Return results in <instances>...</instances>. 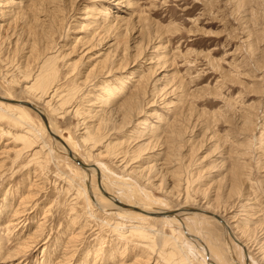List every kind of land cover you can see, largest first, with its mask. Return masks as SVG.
Returning a JSON list of instances; mask_svg holds the SVG:
<instances>
[{"label": "rangeland", "instance_id": "obj_1", "mask_svg": "<svg viewBox=\"0 0 264 264\" xmlns=\"http://www.w3.org/2000/svg\"><path fill=\"white\" fill-rule=\"evenodd\" d=\"M0 97L234 233L5 108L0 264H264V0H0Z\"/></svg>", "mask_w": 264, "mask_h": 264}, {"label": "bare ground", "instance_id": "obj_2", "mask_svg": "<svg viewBox=\"0 0 264 264\" xmlns=\"http://www.w3.org/2000/svg\"><path fill=\"white\" fill-rule=\"evenodd\" d=\"M87 48V47H86ZM42 82V81H41ZM140 85V84H139ZM26 86V85H25ZM33 86V85H32ZM47 87V86H46ZM49 87V86H48ZM33 88V87H32ZM36 89V88H35ZM37 91V90H36ZM56 92V91H55ZM49 93V92H48ZM41 94H42V92H41ZM43 94H44V91H43ZM45 95V94H44ZM104 95V94H103ZM43 97V96H42ZM41 97V98H42ZM46 97V96H45ZM40 98V99H41ZM44 98V97H43ZM42 98V99H43ZM97 99V98H96ZM9 101V102H8ZM54 101V100H53ZM10 102H13V103H10ZM41 102V101H40ZM48 102V101H47ZM102 103H104V102H102ZM19 108V107H23V108H28V109H30L32 112H35L39 117H40V119H41V116L40 115H42V116H44L45 117V114L43 113V111L41 110V109H39V108H37V107H35V106H33V105H31V104H29V103H24V102H17V101H11V100H6V99H3V98H1L0 97V118L1 119H3L5 116H4V113H5V108H7V109H10V108ZM133 108V107H132ZM54 109V108H53ZM125 109V108H124ZM57 110V109H56ZM8 111V110H7ZM129 111V110H128ZM19 113H21V112H19ZM18 113V114H19ZM68 113V112H67ZM23 114V113H22ZM126 114V113H125ZM7 115H8V113H7ZM128 115V114H127ZM11 116V115H10ZM16 116V115H15ZM20 116V115H19ZM118 116V115H117ZM80 117V116H79ZM14 118V117H13ZM21 118V117H20ZM8 119V118H7ZM105 119V118H104ZM42 120V119H41ZM45 120H46V123H43L44 124V127H45V129H46V131H47V133L49 134V136L53 139V141H55V142H58V144L62 147H60L61 148V152H63L64 154H67V157H69V155H68V152H70L71 154H72V156H73V158H75V159H77L80 163H81V166L80 165H78L80 168H82L84 171H89L90 170V172L91 173H94V175H97V184H98V190H99V192L102 194V196H103V198H105L104 199V201L107 203V205H109V208H110V210H125V211H133V212H136V213H139V214H142V215H144V216H147V217H151V218H158V219H162V220H164L165 218H168V217H171V216H176L177 215V213L178 214H202V215H205V216H208V217H211V218H213V219H215L217 222H219L225 229H226V231L229 233V236H230V234L232 233L230 230V228H229V226L227 225V222L224 220L223 221V217L221 218L220 216H222V215H213V214H210V213H208V212H206V210H207V207L206 206H204L205 207V209L206 210H203V208L201 209V210H199V209H194V210H192V211H190L189 209H180V210H174L173 212H163V213H149V212H146V211H144L143 209V211L142 210H139V209H137V208H135V207H130V206H128V205H123L119 200H117V199H115V198H113V197H111V196H109V194H107V193H105V190H104V188H103V184H102V182H100V178H99V175H98V169L95 167V166H93V167H91V166H87V165H85L83 162H81L80 160H79V158L75 155V154H73V152L69 149V147L67 146V144L65 143V142H63L57 135H55L54 134V131H53V129L51 128V126H50V128H49V125H48V122H47V119L45 118ZM14 122H15V120H13ZM80 121V120H79ZM11 122V121H10ZM83 122V121H82ZM83 124V123H82ZM85 127V126H84ZM88 128V127H87ZM90 130V129H89ZM181 134V133H180ZM28 135V134H27ZM89 136V135H88ZM90 138V137H89ZM92 138V137H91ZM25 138H23V140H24ZM93 139V138H92ZM22 140V141H23ZM26 140V139H25ZM21 141V140H20ZM92 141V140H91ZM127 152V151H126ZM121 156V155H120ZM123 164L125 163V166H127L126 164V162H125V160L123 159L122 161H121ZM75 163V162H74ZM76 164V163H75ZM77 165V164H76ZM121 165V164H120ZM93 170V171H92ZM125 171V170H124ZM139 171V170H138ZM143 172V171H142ZM138 173V172H137ZM136 175V174H135ZM136 177H138V176H136ZM145 178V177H144ZM166 194V193H165ZM195 195V194H194ZM113 196V195H112ZM106 198H110L109 200H106ZM187 201V200H186ZM25 202V201H24ZM104 203V202H103ZM101 205V204H100ZM103 205V204H102ZM202 205V204H201ZM24 206V205H23ZM104 206V205H103ZM22 207V206H21ZM101 207V206H100ZM106 207V206H105ZM208 211V210H207ZM225 211V210H224ZM227 214V213H226ZM225 215V214H224ZM176 217H178V216H176ZM172 218H174V217H172ZM232 218V217H231ZM234 218V217H233ZM172 220V219H171ZM232 220V219H231ZM233 220H236V219H233ZM234 222V221H233ZM231 223V222H230ZM236 223V222H235ZM240 223V222H239ZM250 223V222H249ZM232 225V224H231ZM233 227V226H232ZM237 227V226H236ZM124 229V228H123ZM242 229V228H241ZM240 229V230H241ZM247 229V228H246ZM132 230V229H131ZM134 230V229H133ZM244 230V229H243ZM143 231H145V230H143ZM148 231V230H147ZM244 232V231H243ZM242 232V233H243ZM234 233H232V235H233ZM142 235V234H141ZM147 235V234H146ZM238 235V234H237ZM151 236V235H150ZM153 236V235H152ZM234 237V236H233ZM156 239V238H155ZM240 239V238H239ZM238 240V239H237ZM228 242V241H227ZM249 243V242H248ZM245 244V243H244ZM230 245V244H229ZM243 246V245H242ZM246 246V245H245ZM258 246V245H257ZM254 247V246H253ZM174 248V247H173ZM243 248H245L244 246H243ZM252 249V248H251ZM256 249V248H255ZM231 250V249H230ZM261 250V249H260ZM260 250L258 249V254H260ZM263 250H264V248H263ZM96 251V250H95ZM247 251V250H246ZM247 259V258H246ZM248 260V259H247ZM246 260V264H249L248 263V261ZM233 263V262H232ZM235 263V262H234ZM149 264V263H148Z\"/></svg>", "mask_w": 264, "mask_h": 264}, {"label": "water", "instance_id": "obj_3", "mask_svg": "<svg viewBox=\"0 0 264 264\" xmlns=\"http://www.w3.org/2000/svg\"><path fill=\"white\" fill-rule=\"evenodd\" d=\"M8 102H9V101H8ZM10 103H13V102H10ZM40 116H41V119H42L43 123H46L45 117L42 116V115H40ZM68 155H69V158H70L73 162H75L77 165H80V166H81V163H80L77 159L73 158V156H72V154H71L70 152H68ZM190 211H192V210H190Z\"/></svg>", "mask_w": 264, "mask_h": 264}]
</instances>
